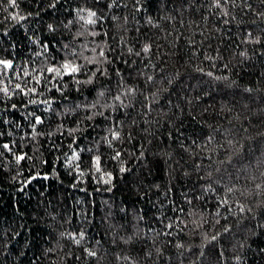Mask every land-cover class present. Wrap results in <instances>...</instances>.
I'll return each mask as SVG.
<instances>
[{
    "label": "trees",
    "instance_id": "1",
    "mask_svg": "<svg viewBox=\"0 0 264 264\" xmlns=\"http://www.w3.org/2000/svg\"><path fill=\"white\" fill-rule=\"evenodd\" d=\"M0 60V264H264V0H0Z\"/></svg>",
    "mask_w": 264,
    "mask_h": 264
},
{
    "label": "snow or ice",
    "instance_id": "2",
    "mask_svg": "<svg viewBox=\"0 0 264 264\" xmlns=\"http://www.w3.org/2000/svg\"><path fill=\"white\" fill-rule=\"evenodd\" d=\"M9 4L12 5V6H14L15 5V0H9ZM217 6H218V2H217ZM94 16H95V13L94 12H90L89 13V20L87 22L94 24L95 23V20L92 19V17H94ZM20 19H24V17H20ZM145 51H147V46L145 47ZM101 55H103V52H101ZM0 64L5 65L6 67H11L12 66V62L11 61L0 60ZM62 67H63V69L66 70L65 74H68V75L75 74V73H77L79 71V67L78 66L71 65L70 63H65ZM48 71L49 72L56 71L58 75L60 73V69H52V68H49ZM17 87H19V85H17ZM4 91L6 92L7 89H4ZM13 107H15V106H13ZM35 119H36V123L37 124H39V123L42 122L39 117H36ZM118 137H119V133H115L114 134V138H118ZM3 147L5 149H8L9 148V145L5 144V145H3ZM118 157H119V153H117V158ZM76 158H77L76 154H73V157H72L73 161L76 160ZM23 159H24L23 156L17 157V161L23 160ZM99 163H100V158L99 157H96L97 171H100ZM120 170L121 171H124L125 169L121 168Z\"/></svg>",
    "mask_w": 264,
    "mask_h": 264
}]
</instances>
